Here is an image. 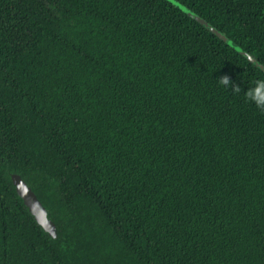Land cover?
Segmentation results:
<instances>
[{
  "label": "trees",
  "instance_id": "16d2710c",
  "mask_svg": "<svg viewBox=\"0 0 264 264\" xmlns=\"http://www.w3.org/2000/svg\"><path fill=\"white\" fill-rule=\"evenodd\" d=\"M177 1L264 65V0ZM258 81L171 0H0V264H264Z\"/></svg>",
  "mask_w": 264,
  "mask_h": 264
},
{
  "label": "water",
  "instance_id": "95a60500",
  "mask_svg": "<svg viewBox=\"0 0 264 264\" xmlns=\"http://www.w3.org/2000/svg\"><path fill=\"white\" fill-rule=\"evenodd\" d=\"M178 7H180L186 14L194 18L200 24L208 28L212 33L217 35L220 39L227 42L230 46L235 48L239 53L243 54L248 60L253 62L259 68L264 70V65L259 62L248 51L244 50L239 44L234 43L226 34L217 29L214 25L209 23L199 14L180 3L177 0H171ZM11 181L15 187L17 194L22 198L24 204L28 207L29 211L33 214L35 220L46 230L50 235L55 236V225L53 221L47 216V210L45 206L37 198L30 186L24 181V179L17 173H10Z\"/></svg>",
  "mask_w": 264,
  "mask_h": 264
},
{
  "label": "clouds",
  "instance_id": "9594fccd",
  "mask_svg": "<svg viewBox=\"0 0 264 264\" xmlns=\"http://www.w3.org/2000/svg\"><path fill=\"white\" fill-rule=\"evenodd\" d=\"M219 82L225 86H231L233 92H239L240 88L238 85H235L228 76H223L218 79ZM256 94H259L261 96H264V81H258L257 82V88L255 89L254 93H249V98L250 99H255ZM258 106L264 110V105H261L260 102H258Z\"/></svg>",
  "mask_w": 264,
  "mask_h": 264
}]
</instances>
